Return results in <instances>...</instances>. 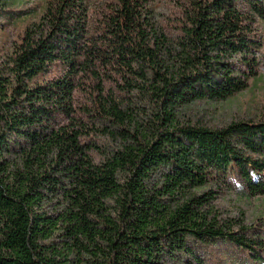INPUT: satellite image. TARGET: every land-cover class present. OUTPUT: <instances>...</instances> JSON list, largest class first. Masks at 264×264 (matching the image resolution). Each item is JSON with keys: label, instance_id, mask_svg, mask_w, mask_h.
Returning a JSON list of instances; mask_svg holds the SVG:
<instances>
[{"label": "trees", "instance_id": "trees-1", "mask_svg": "<svg viewBox=\"0 0 264 264\" xmlns=\"http://www.w3.org/2000/svg\"><path fill=\"white\" fill-rule=\"evenodd\" d=\"M0 0V264H203L226 241L222 186L264 197V120L194 122L256 78L264 0Z\"/></svg>", "mask_w": 264, "mask_h": 264}, {"label": "rangeland", "instance_id": "rangeland-1", "mask_svg": "<svg viewBox=\"0 0 264 264\" xmlns=\"http://www.w3.org/2000/svg\"><path fill=\"white\" fill-rule=\"evenodd\" d=\"M45 0H26L16 7L17 10L36 8ZM156 14H167L166 0L155 3ZM26 23V16L8 19L7 14L0 12V46L7 47L17 40ZM189 117L199 124L221 126L237 120H264V48L256 78L248 83V87L227 99L210 102H199L191 106ZM235 186H222L213 200L214 209L221 220L250 228L253 234H260L264 239V197L245 196L237 189L241 188L237 181ZM194 252L203 264H251L247 252L233 244L217 240L213 244L192 243Z\"/></svg>", "mask_w": 264, "mask_h": 264}]
</instances>
